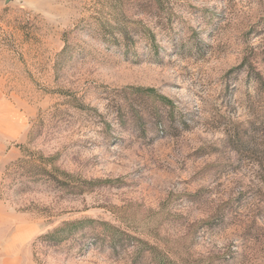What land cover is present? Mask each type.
Here are the masks:
<instances>
[{
  "label": "rangeland",
  "instance_id": "obj_1",
  "mask_svg": "<svg viewBox=\"0 0 264 264\" xmlns=\"http://www.w3.org/2000/svg\"><path fill=\"white\" fill-rule=\"evenodd\" d=\"M167 1L0 0V264H264V0Z\"/></svg>",
  "mask_w": 264,
  "mask_h": 264
},
{
  "label": "trees",
  "instance_id": "obj_2",
  "mask_svg": "<svg viewBox=\"0 0 264 264\" xmlns=\"http://www.w3.org/2000/svg\"><path fill=\"white\" fill-rule=\"evenodd\" d=\"M168 1L167 0H150L149 4H152L155 6L157 11H165L168 10L167 6ZM151 5V6H152ZM104 21H101L105 26L104 29H109V32L112 33V35H115V30H118L125 41V44L127 45V48L129 49L133 43L134 39L132 36L129 35V30L127 26H124L122 22L116 20V16L112 15V13L106 15L103 19ZM141 23V22H140ZM143 25V24H142ZM141 35L148 39L147 43L150 47L154 49V52L159 55L160 53V46L157 43V35L156 33L147 25H144L141 29ZM69 34L70 31H66L64 33L65 37V46L58 55V59L55 63V70L58 72L60 64L62 62V57L70 50V43H69ZM115 38V36H113ZM147 92L156 93L157 90L153 87L151 88H145L143 89ZM161 96V95H160ZM163 101H165L169 105H173V101L166 97L161 96ZM77 99V98H76ZM37 154L32 153V151H27V154L25 153L23 157L17 160L11 167L18 168L20 165L24 164L28 166L32 170V174L39 175V174H45L48 175L47 177H53L55 180L59 181L60 183H63L65 185H72V181L74 176L65 171L61 170L60 168L56 167L54 163L48 159V158H38L36 156ZM51 167L50 169L48 167ZM10 169V168H9ZM55 175V176H54ZM61 176V177H60ZM60 177V178H59ZM79 222L78 221H67L64 222L61 226L56 227L52 231L48 232L43 236V238L49 239L51 242H57L62 241L65 239V235L63 232L71 227H75Z\"/></svg>",
  "mask_w": 264,
  "mask_h": 264
}]
</instances>
